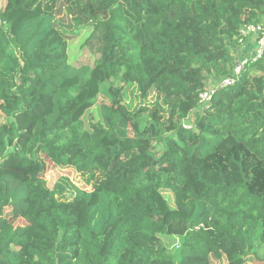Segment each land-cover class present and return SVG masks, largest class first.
<instances>
[{
	"label": "trees",
	"instance_id": "16d2710c",
	"mask_svg": "<svg viewBox=\"0 0 264 264\" xmlns=\"http://www.w3.org/2000/svg\"><path fill=\"white\" fill-rule=\"evenodd\" d=\"M61 4L91 63L68 62ZM248 24L264 0H1L0 264H264V56L197 110ZM68 130L57 157L100 188L44 179Z\"/></svg>",
	"mask_w": 264,
	"mask_h": 264
},
{
	"label": "rangeland",
	"instance_id": "374dc122",
	"mask_svg": "<svg viewBox=\"0 0 264 264\" xmlns=\"http://www.w3.org/2000/svg\"><path fill=\"white\" fill-rule=\"evenodd\" d=\"M75 20L76 18L66 9L65 5H59L55 18V24L56 27L62 30L69 38L67 42L68 62L74 65L91 63L93 61V56H91L88 46L85 45L91 34V28L85 23L77 25ZM246 45V43L242 46H239L238 44V49L245 52L244 54L251 51V47ZM232 58L234 59L233 63H235L239 60L238 58H240V55L233 54ZM213 85V79L208 80L206 90L211 89ZM98 98L101 99L103 96L99 95ZM69 133L70 130L63 133H57L50 137L42 150L39 152V157H41L44 162V179L48 181V186L50 188L60 176L67 177L68 180L78 188L84 187L88 190L100 188L106 176V173L102 168L98 167L93 173L84 176L76 172L75 160L61 159L57 157V152L64 146L65 143L68 142ZM156 200L161 202L164 207L166 222H170L172 218L178 214L180 201L179 197L172 195L169 192H161L157 195ZM15 223H17V221ZM163 244L167 252L175 254L179 243L178 241H164ZM253 264H259V262H254Z\"/></svg>",
	"mask_w": 264,
	"mask_h": 264
},
{
	"label": "built area",
	"instance_id": "2783aa9c",
	"mask_svg": "<svg viewBox=\"0 0 264 264\" xmlns=\"http://www.w3.org/2000/svg\"><path fill=\"white\" fill-rule=\"evenodd\" d=\"M245 43L247 44L246 46L251 47V51L244 54L245 52L240 50L237 54L243 58H238L239 60L233 63L230 76H227L221 80L214 79L213 87L209 90L203 91L199 95L198 111L202 112L207 108V104L209 103L214 91L232 87L249 61L255 62L262 59L264 56V27L260 24H248L244 26L240 31L238 44L239 46H242ZM184 128L189 129L190 124L185 123Z\"/></svg>",
	"mask_w": 264,
	"mask_h": 264
}]
</instances>
